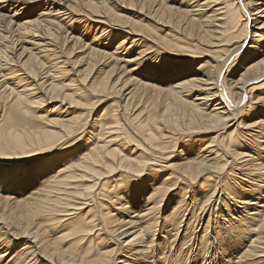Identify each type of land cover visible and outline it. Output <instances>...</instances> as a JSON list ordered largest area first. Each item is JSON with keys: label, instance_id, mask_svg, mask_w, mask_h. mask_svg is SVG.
I'll list each match as a JSON object with an SVG mask.
<instances>
[{"label": "bare ground", "instance_id": "1", "mask_svg": "<svg viewBox=\"0 0 264 264\" xmlns=\"http://www.w3.org/2000/svg\"><path fill=\"white\" fill-rule=\"evenodd\" d=\"M41 1L0 0V264H264V0Z\"/></svg>", "mask_w": 264, "mask_h": 264}, {"label": "rangeland", "instance_id": "2", "mask_svg": "<svg viewBox=\"0 0 264 264\" xmlns=\"http://www.w3.org/2000/svg\"><path fill=\"white\" fill-rule=\"evenodd\" d=\"M18 1H19L18 3H20V2L23 1L24 2V9L32 12V14L29 15V16H32V19L33 18H36V17H39V12L45 11L44 4L42 3L41 0H38L36 2L29 1V0H18ZM76 1L78 2V4H77L78 6L82 5L83 11H79L78 12L79 14H81L80 15V18H82L83 17L82 15H83L84 10H85V7H83V4H82L83 1L82 0H81L82 2H80V0H76ZM124 11H130L129 12V15H131V13H135L136 11H141V10L139 9V7L136 8L134 6H130L129 9H125ZM8 13H11V14L14 13L13 9H10V11ZM125 13H128V12H125ZM83 20H81V21L83 22ZM68 24H70L75 30H77L76 31L77 33H75V31H74V34H79L85 42L86 41L91 42V40L92 41L94 40L92 35H93V32L95 31V29H91V30H89L90 32H87L86 30L85 31L84 30H80L81 28L79 26H76L78 23H76L75 25H73L72 22L69 21ZM82 32H83V34H82ZM84 33H86V34H84ZM72 36H75V35L72 34ZM105 37H106V39H104ZM102 39H104V41ZM102 39L100 41L99 40L98 41L96 40L95 43H98L99 46H103L104 43H107L109 41V48L111 50H113L114 47H117L118 41H119L118 39H115V38H113V40H112V38H110V39L107 38V34H105ZM102 41H103V43H102ZM71 43L72 42H69L67 45L70 46ZM128 45H132V44H128ZM28 46L30 47L31 45H28ZM17 47L20 48V46H17ZM141 48L142 47H139V46L137 47V49H136V47H133L132 48V53H130V55L131 54H137L140 51ZM79 50H80V48L78 50H75L73 52V54H72V57L70 58L72 62H74V61L78 62V63H76V65L75 64L73 65L74 66V69L76 70V73H78V71L80 69H83L86 66V64L84 62V59L82 58V51H79ZM20 51H21V49H18L16 51L17 54H19ZM121 53L122 54H126L125 51H122V50H121ZM149 55L150 54H148V55L143 54L142 55L143 56V59H146ZM20 57H21V55H20ZM202 58H203V60L210 59L209 55H204V57H201L199 59L202 60ZM65 66L68 69L71 68V66H67V65H65ZM144 67H142L141 69H143ZM153 67H155V66L153 65ZM95 70L96 69H94L92 71V73L90 74V77L94 74ZM1 79L2 78H0V80ZM8 82H10V85H12L11 84V79L10 80L7 79V83ZM1 90H2V88H1ZM37 92H39V88H37V90L35 91V94L34 95H31V96L36 97L35 98L36 99V103L33 105L32 109H31V117H29L27 119H24V118H21L19 116H13L12 119L15 122L22 123V122H25L27 120V122L30 125L40 126V121H38L35 117H38V115H45V116H48L49 115L50 117H54L57 114L58 110H60V108L63 107V105H60V101L59 100L58 101H51L50 102L49 101V97H48L49 95L42 96L41 93H37ZM111 97H114V96H111ZM111 97L104 99V101H101L102 103H99L98 102V104L96 105V108L94 110V115H93V113L90 114V112H86L87 110H85L83 112L82 123H86V121L87 122H90L93 119L98 118L103 113V109L104 108H106L107 111H111L112 110V107H110L111 100H109V99H111ZM114 98H116V97H114ZM114 98H112V99H114ZM246 101H248L247 98H246ZM80 112H81V110H80ZM1 134H2V132H0V137H1ZM71 142H72L71 145L67 143V144H65V146H63L62 148H60V150H58V151H60L59 153H67V151L74 150V147L77 146V145H79V143H81L82 141H80L79 143L75 144L76 141L73 139V141H71ZM53 154H55V153H53ZM35 160H38V158H36ZM33 163H34V161L31 159V160L24 161L22 164H20V165L24 166V170L22 171V173L20 175L25 176L26 174L30 173L31 168H32L31 166H32ZM14 166H16V165H14ZM239 176H240L239 177V182H241L240 179L243 178L244 176L241 173H239ZM30 182L31 181L25 183L26 187H28V188L31 187V186H29L30 185Z\"/></svg>", "mask_w": 264, "mask_h": 264}, {"label": "snow or ice", "instance_id": "3", "mask_svg": "<svg viewBox=\"0 0 264 264\" xmlns=\"http://www.w3.org/2000/svg\"><path fill=\"white\" fill-rule=\"evenodd\" d=\"M261 16L264 17V11L261 12ZM262 32H264V23L258 25ZM264 62V61H262Z\"/></svg>", "mask_w": 264, "mask_h": 264}]
</instances>
